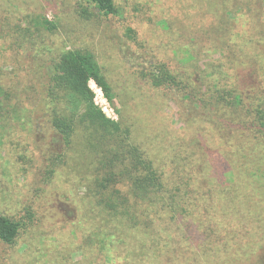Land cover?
<instances>
[{"label":"trees","instance_id":"16d2710c","mask_svg":"<svg viewBox=\"0 0 264 264\" xmlns=\"http://www.w3.org/2000/svg\"><path fill=\"white\" fill-rule=\"evenodd\" d=\"M116 3L82 0L78 7L90 16L97 13L109 18L120 14ZM245 4L249 7V28L240 34L243 40L239 45L221 40L226 61L187 71L176 70L160 59L136 75L147 82L148 88L175 95L183 114L196 125V134L183 142L178 140L180 150L174 151L178 158L181 153L189 157L184 172L187 177L180 174L184 168L180 169L177 161L173 173L168 174L145 148L147 142L133 135V129L138 128L146 135L154 131L151 121L159 107L152 90L150 95L137 96L130 121L112 120L95 104L91 81L109 99L112 91L95 53L89 49L61 48L53 53L42 73L41 94L34 108L12 88L0 84V128H15L23 117L30 119L41 113L46 129L54 133L51 150L44 155L38 172L37 181L43 185L55 177L64 159L67 162L68 150L77 136H82L91 152L88 158L82 153L87 158L82 162V167L86 166V194L106 213V225L114 221L121 225H108L111 235L116 230L139 228L147 236L154 216L161 220L167 216L174 222L191 216L194 221L200 208L207 215L214 208L217 214L212 218L219 227L213 225L211 231L218 238L214 250L219 257L211 264H264V0H248ZM235 9L241 10L238 4L233 9L236 13ZM8 11L6 7L1 9L0 38L18 51L33 52L38 49L37 43L43 44L42 53L32 58L44 65L49 63L50 58L41 55L52 54V49L44 44L46 37L41 33H53L55 24L45 16L28 15L21 18L26 19L25 24L18 20L11 25ZM12 33L16 35L11 38ZM191 58L196 56L191 54ZM213 138L216 144L210 146L208 140ZM207 196L213 203L209 204ZM222 197L229 206L220 203ZM224 209H231V228L223 225L227 216ZM25 214L33 219L30 210ZM27 224L0 214V240L13 246ZM159 235L154 234L155 240L161 239Z\"/></svg>","mask_w":264,"mask_h":264},{"label":"rangeland","instance_id":"374dc122","mask_svg":"<svg viewBox=\"0 0 264 264\" xmlns=\"http://www.w3.org/2000/svg\"><path fill=\"white\" fill-rule=\"evenodd\" d=\"M247 1L117 0L120 14L106 18L84 13L78 7L82 0H0V21L1 9L6 7L11 25L18 20L25 24L23 16L35 15L47 17L56 27L53 33H41L46 37L44 44L52 49V54L49 51L41 55L50 58L46 65L32 58L42 53L43 44L37 43L38 49L33 52L18 51L0 38V84L12 88L27 106L34 108L41 94L42 73L53 53L61 48L92 50L112 91L109 99L91 81L95 104L112 120L130 121L137 96L150 95L152 90L159 107L151 121L154 131L146 135L138 128L133 129V135L147 142L145 148L168 174L173 173L177 161L180 169L184 168L180 174L187 177L184 172L190 159L181 153L179 160L174 151L180 150L181 140L196 134V125L183 114L175 95L148 88L147 82L136 75L160 59L176 70L187 71L226 61L221 40L241 44L240 34L249 28ZM237 4L241 10L235 9V13ZM15 35L12 33L11 38ZM191 54L196 59L192 60ZM53 139L54 133L46 129L40 112L30 119L23 117L15 128H0V214L28 223L13 246L0 240V264H211L219 257L214 250L218 238L211 231L216 225L214 208L208 215L200 208L194 221L191 216L175 222L167 216L162 220L154 216L152 233L147 236L139 228L116 230L111 235L108 225H121L115 221L106 225V213L86 194V166L82 167V162L91 152L82 136L75 139L66 154L67 162L64 159L55 177L47 185L39 184L38 172ZM214 140H208L210 146L216 144ZM223 202L229 206L224 197L220 200ZM27 210L33 212V219L25 216ZM224 210L227 216L223 225L231 228V209ZM155 233H160L161 239L155 240Z\"/></svg>","mask_w":264,"mask_h":264},{"label":"built area","instance_id":"2783aa9c","mask_svg":"<svg viewBox=\"0 0 264 264\" xmlns=\"http://www.w3.org/2000/svg\"><path fill=\"white\" fill-rule=\"evenodd\" d=\"M102 94V93H101ZM103 96V95H102ZM104 97V96H103Z\"/></svg>","mask_w":264,"mask_h":264}]
</instances>
